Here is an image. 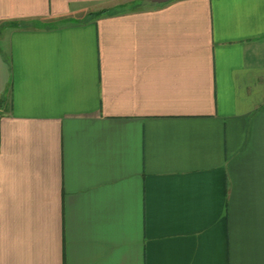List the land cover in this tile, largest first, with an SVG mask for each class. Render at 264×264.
I'll list each match as a JSON object with an SVG mask.
<instances>
[{"label":"crops","instance_id":"obj_1","mask_svg":"<svg viewBox=\"0 0 264 264\" xmlns=\"http://www.w3.org/2000/svg\"><path fill=\"white\" fill-rule=\"evenodd\" d=\"M0 264H264V0H0Z\"/></svg>","mask_w":264,"mask_h":264},{"label":"water","instance_id":"obj_2","mask_svg":"<svg viewBox=\"0 0 264 264\" xmlns=\"http://www.w3.org/2000/svg\"><path fill=\"white\" fill-rule=\"evenodd\" d=\"M167 1H170V0H155L156 3H164V2H167Z\"/></svg>","mask_w":264,"mask_h":264}]
</instances>
